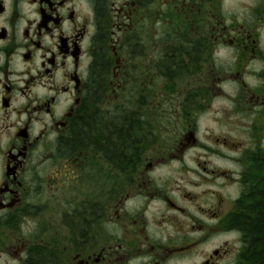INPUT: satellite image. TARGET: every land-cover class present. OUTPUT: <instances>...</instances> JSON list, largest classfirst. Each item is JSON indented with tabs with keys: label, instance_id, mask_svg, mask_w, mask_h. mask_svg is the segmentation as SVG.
<instances>
[{
	"label": "flooded vegetation",
	"instance_id": "flooded-vegetation-1",
	"mask_svg": "<svg viewBox=\"0 0 264 264\" xmlns=\"http://www.w3.org/2000/svg\"><path fill=\"white\" fill-rule=\"evenodd\" d=\"M262 166L264 0H0V264H256Z\"/></svg>",
	"mask_w": 264,
	"mask_h": 264
},
{
	"label": "trees",
	"instance_id": "trees-1",
	"mask_svg": "<svg viewBox=\"0 0 264 264\" xmlns=\"http://www.w3.org/2000/svg\"><path fill=\"white\" fill-rule=\"evenodd\" d=\"M257 176L256 196L249 212L247 233L251 251L256 255V264H264V166Z\"/></svg>",
	"mask_w": 264,
	"mask_h": 264
},
{
	"label": "rangeland",
	"instance_id": "rangeland-1",
	"mask_svg": "<svg viewBox=\"0 0 264 264\" xmlns=\"http://www.w3.org/2000/svg\"><path fill=\"white\" fill-rule=\"evenodd\" d=\"M232 121H235V119H232ZM222 130H227V128H223Z\"/></svg>",
	"mask_w": 264,
	"mask_h": 264
}]
</instances>
